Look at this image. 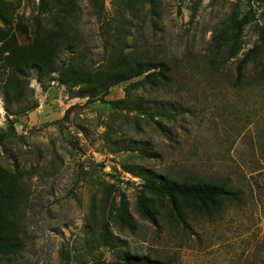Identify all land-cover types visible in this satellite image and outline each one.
I'll list each match as a JSON object with an SVG mask.
<instances>
[{
  "label": "rangeland",
  "instance_id": "obj_1",
  "mask_svg": "<svg viewBox=\"0 0 264 264\" xmlns=\"http://www.w3.org/2000/svg\"><path fill=\"white\" fill-rule=\"evenodd\" d=\"M49 1L59 28L38 0H0V46L58 31L75 45L48 72L7 66L0 48V183H16L23 244L0 264H264V0ZM136 55L167 80L106 91L108 65ZM63 62L91 72L83 88L59 82ZM160 179L233 196L181 203L180 220L144 192Z\"/></svg>",
  "mask_w": 264,
  "mask_h": 264
},
{
  "label": "trees",
  "instance_id": "obj_2",
  "mask_svg": "<svg viewBox=\"0 0 264 264\" xmlns=\"http://www.w3.org/2000/svg\"><path fill=\"white\" fill-rule=\"evenodd\" d=\"M39 9L41 13H48L54 15L52 17L54 26L60 27L63 18H58L59 12H56V7L53 6L49 0H38ZM54 11V12H53ZM240 28L237 29L233 36L234 43L230 46L226 60L237 55L239 46L237 44V37ZM68 34L62 33V31L51 34L46 40L34 42L28 46H18L13 44V40L8 39L1 43V54H5V64L7 66L14 65L15 59L19 60L21 66L31 67L37 72L43 70L50 71L48 68L57 62V58L62 50H73L75 45H71L68 41ZM40 40V39H37ZM245 60H242L238 66V75L241 72V68ZM108 69L115 70L116 72L110 77L106 78L100 83L108 81L103 84V88L107 91L110 87L134 78L143 76L141 80H137L132 83V86L140 85L148 82L150 79L167 80L164 76L165 71H168V67L162 63H155L151 59H140L138 55L134 56L130 62H126L124 59H120L117 62L110 63ZM56 67L51 70L53 72ZM155 69H158L156 71ZM59 82L63 84H70L71 86L84 87L88 83V77L91 76L86 68L73 63L63 62L60 64L59 70ZM68 75V77H66ZM10 80H7L9 83ZM94 83L98 84V81ZM1 88L3 87L2 81L0 82ZM6 98L9 101V95L6 92ZM9 108L6 107V110ZM24 111V110H22ZM1 141V140H0ZM144 192H148L156 197L165 198L168 201L169 207L173 213L179 217V205L181 203H191L197 205L206 211L215 209L218 200L221 198H228L233 194L227 193L221 187L211 186L209 184H186L169 182L164 179H160L158 182H148L144 185ZM17 197V186L13 179H7V182L0 183V258L9 257L16 254L23 248V244L15 237L14 229L16 224L8 219V211L13 212ZM137 212L141 218L147 222L156 225V219L150 213L148 207L145 204V200L141 197L137 200ZM11 216V214H10ZM107 244V243H105ZM128 264H158L155 261H149L147 259H133Z\"/></svg>",
  "mask_w": 264,
  "mask_h": 264
}]
</instances>
